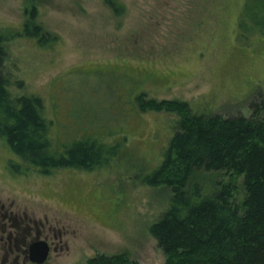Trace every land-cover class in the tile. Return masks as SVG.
Returning a JSON list of instances; mask_svg holds the SVG:
<instances>
[{
    "label": "rangeland",
    "instance_id": "374dc122",
    "mask_svg": "<svg viewBox=\"0 0 264 264\" xmlns=\"http://www.w3.org/2000/svg\"><path fill=\"white\" fill-rule=\"evenodd\" d=\"M243 1L0 0L12 95L43 99L55 143L118 145L94 168L46 173L0 141V192L9 189L32 223L46 224L53 249L42 264L177 258L150 232L172 186L148 182L181 120L249 117L258 105L264 115V34L238 35ZM34 6L45 43L21 33ZM236 185L242 189L240 178Z\"/></svg>",
    "mask_w": 264,
    "mask_h": 264
},
{
    "label": "trees",
    "instance_id": "16d2710c",
    "mask_svg": "<svg viewBox=\"0 0 264 264\" xmlns=\"http://www.w3.org/2000/svg\"><path fill=\"white\" fill-rule=\"evenodd\" d=\"M36 12L34 6L32 21L24 23L21 33L33 34L38 43H45L41 26L33 22ZM250 19L255 26L246 28ZM239 29L240 36L252 30L264 34V0L243 1ZM10 38L0 30V139L10 150L46 173L56 167L91 169L116 154L118 145L73 142L75 146L67 148L66 143H55L43 99L11 93V80L4 73ZM169 103V107L182 109L177 102ZM261 110L258 105L249 117L193 115L181 120L166 161L148 182L166 183L173 189L167 207L150 226L159 246L177 257L170 264H264ZM238 178L242 189L236 185ZM91 262L136 264L127 255H100Z\"/></svg>",
    "mask_w": 264,
    "mask_h": 264
},
{
    "label": "flooded vegetation",
    "instance_id": "af4514ba",
    "mask_svg": "<svg viewBox=\"0 0 264 264\" xmlns=\"http://www.w3.org/2000/svg\"><path fill=\"white\" fill-rule=\"evenodd\" d=\"M4 145L8 146L6 142ZM6 166L13 168L11 164ZM10 192L9 189L6 193L0 192V264H19L20 261L21 264H39L32 261L39 244L46 242L50 252L53 249L44 234L46 224L41 220L32 223L27 209L16 206Z\"/></svg>",
    "mask_w": 264,
    "mask_h": 264
},
{
    "label": "water",
    "instance_id": "95a60500",
    "mask_svg": "<svg viewBox=\"0 0 264 264\" xmlns=\"http://www.w3.org/2000/svg\"><path fill=\"white\" fill-rule=\"evenodd\" d=\"M49 254H50L49 244H47L46 242H42L33 252L32 261L42 264L48 259Z\"/></svg>",
    "mask_w": 264,
    "mask_h": 264
}]
</instances>
